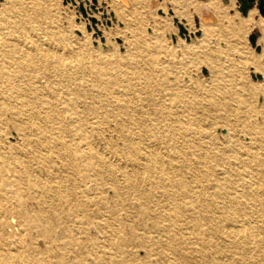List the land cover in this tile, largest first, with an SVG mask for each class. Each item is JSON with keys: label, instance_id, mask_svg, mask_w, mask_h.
I'll use <instances>...</instances> for the list:
<instances>
[{"label": "bare ground", "instance_id": "obj_1", "mask_svg": "<svg viewBox=\"0 0 264 264\" xmlns=\"http://www.w3.org/2000/svg\"><path fill=\"white\" fill-rule=\"evenodd\" d=\"M35 17L37 21L34 20ZM39 18L42 16L39 13L36 15L34 1L1 0L0 2V132L6 133L4 130L5 122L2 117L3 111H12L13 116H16L20 121L23 115H26L25 121L31 125L23 127L13 124L10 126L13 142L6 141L5 149L11 156L0 150V167L9 160L20 163L19 159L23 156L22 152L31 146L33 150L36 147V152L45 151L41 155L35 156L33 154L37 161L40 159L42 163L50 164L54 162V157H59L61 160L67 158L68 163L73 165L74 172L87 170L85 164L82 163L83 155L79 153L78 147L74 148L75 156L73 157L70 151L64 149L65 141L59 132L51 135L47 129L32 126L33 123L38 125L45 121L49 110L57 107L61 116V121L57 124H61L63 121L71 124L70 132L73 134L80 133V130L88 127L86 137L90 141L98 140L100 143L108 144L109 148L96 150L97 166H91L93 167L92 176L96 180L90 179L95 180L94 182L102 181L103 166L105 163L108 165L110 172L108 174L106 170L107 179L110 182L108 192H110L109 199L112 202L108 206L111 209L110 213L117 221L119 218L129 219L131 224H124L122 228H117L114 222L115 227L112 228V231L110 230L111 233L106 231L111 227L110 222L106 215L99 211L106 199L90 198L92 200L91 205L99 206L92 208L87 203L88 201L83 198L86 196V190L79 188V184L73 185L70 191L63 190V216L56 214V208H50V211L45 209L43 202L35 194L36 189L34 188L39 186L37 183L30 185L34 194L27 196V200L21 201L14 194L18 186L16 177H7V174L4 175L0 170V187L4 186L11 193L8 196L0 194V264H12L17 261V244L31 250V259L30 261L27 259L29 264H38L44 260L34 256L33 240H41L44 249H50L56 245L59 238L63 239L62 243L65 242L63 246L75 249L81 256V251H85L88 246L87 243H91L93 249L95 247L94 254L99 253L100 247L102 251L105 248L106 251L113 249L114 255H99L101 260H93V264L106 262V260L113 264L120 262V259L116 260L114 257H117L118 254L121 257L122 252L129 245H133L134 248L137 247L142 255L136 253L134 258H130L128 264H167V260L169 261L168 264H202V260L205 259H210V264H218L216 259L218 257L213 256L214 253L228 256L229 261H224L223 264H264L262 262L264 258L253 260V254L264 256V125L238 126L229 123L222 125L226 129L225 138H227L226 142H223V153L226 151L231 152V154L235 151L237 153L233 139L237 138L236 135L245 136L249 140L248 145L238 149V152L245 151L244 153L251 157V160L257 161L260 167L256 173L261 176L257 183H253L250 180L253 174L251 171L246 168L238 171L231 166L225 172L230 170L236 177L239 175L238 181L234 182L233 179H225L224 177L221 182H218L215 178L209 177L211 167L208 164L214 157V153L211 151L212 146L215 147L211 142L213 139L207 129L200 126L195 127L196 125L192 123V121L201 122V116L196 118L187 115L186 119L181 120L180 116L176 114L177 111L179 113L188 111L189 104L171 103L175 107L174 114L168 113L163 107L161 108V105H154L157 107L156 112L160 108L163 110H160L161 119H154L146 116L145 107H143L147 106V101L150 100L149 93H146L145 97H141L145 105L138 107L136 99L134 100L128 94V91L133 89L129 82L122 84L121 88H117L121 91L119 93V95L122 94L121 97L113 95V92H109V94L102 92L101 89H105L106 85L101 89L95 85L86 93L98 94L100 107L113 106L116 112L111 115L112 119L97 114H93L91 117L86 116L83 108L94 111L97 110V105L86 103L92 100V97L80 90L79 83L73 82L76 75L72 79V74L75 72L77 74L81 71H87L97 81L102 78L108 80L111 78V81L119 83L125 81L123 79L126 78L127 72L122 69L124 66L133 69L129 71L133 74L131 78L135 77L134 79L141 80L144 84L148 77L146 73L135 70L133 65L135 61L130 55L119 56L113 51L99 56L109 65L108 69L102 70L97 65V57L91 54V50L89 51L86 45L82 48V45L72 44L68 36L55 34L51 30L53 19L47 17L46 21L39 20L38 22ZM259 25L264 37V23L261 22ZM132 39L130 44H133ZM127 41L129 42V39ZM262 43L264 46V41ZM75 58L76 63H74ZM109 69L114 70V75H109ZM210 78L215 81L212 75ZM71 82L74 83L72 86H70ZM53 84L56 85V88ZM56 91L60 93L61 98L55 96ZM222 93L224 94L225 91L219 89V86H212L210 94L217 99L213 101V106L225 103V95L223 96ZM100 95H103V98ZM220 99L223 100L220 101ZM10 108H13L14 111ZM190 110L195 109L191 108ZM133 111L140 113V117L135 120L137 123H146L152 126L162 125L166 128H169L171 123L177 126L175 131L170 132V135L171 139H181L183 140H180L181 143L185 142L183 150L178 151L179 149H177L179 161L174 163L168 153L160 151L157 147L151 148L154 143L145 147L144 145L131 144L132 139L140 136V132H131V124H135L131 122L133 120L130 113ZM36 119L40 123H35ZM110 121H115L114 126H120L119 132L124 133L122 140L118 139V133L114 140H112V135L100 137L98 134L97 128ZM71 133H68V140L74 141L75 137ZM197 134L200 135L197 136L199 138L194 139L193 136ZM170 135L166 134L161 139L164 140ZM144 136L149 142L158 140L157 137L150 134H144ZM54 149H60V152L55 153ZM222 150L217 154L216 159L225 158ZM112 152L123 156L126 162L120 163L111 158L108 160ZM163 155L169 157L167 162H161ZM78 156L81 159H78ZM72 158L78 160L76 164L72 162ZM188 160H193L200 166L192 165ZM246 162L244 161L245 166L247 165ZM229 163H232V160H229ZM53 168V170H59L55 169V166ZM147 169H156L162 175L161 181L150 183L155 189L150 194L144 192L138 208L135 212L132 211L133 214L126 208L122 209L123 215L121 212L118 214L121 205H124L125 202L123 196L125 193L121 192L122 189L126 188L139 192L138 190L143 187L142 178ZM204 169L207 170L204 177L196 178L197 171L204 172ZM174 170L177 173L176 176L170 175L169 172ZM115 172L126 177L127 184L119 185L117 177L114 175ZM186 173L190 175L188 180L185 177ZM137 177H141V179ZM147 179H144V183ZM189 183L195 190L194 199L192 196L189 197L187 190ZM204 185L210 188L208 196L205 194ZM155 190L164 199L172 198L175 205L172 212L169 206H161L160 218L157 221L153 220V212L148 209ZM78 193L81 194L82 198L73 199V194L78 196ZM186 197L192 198V201H188V204L187 202L183 204V201L179 202V198L183 200ZM218 198H221L220 206L217 204ZM72 199L75 201L72 202ZM11 205L17 209V216H11V212H13L10 209ZM27 205H36V210L32 209V212H25L24 208ZM21 208L22 210H20ZM128 208L131 209L129 206ZM60 221L63 223L61 226L58 224ZM16 224L19 226L17 229L14 228ZM89 224L95 226V234L92 237L89 236L90 231L85 229V226ZM16 230L19 231L18 235H16ZM126 231L133 234L132 240L129 242L125 238ZM101 232L106 233L109 241H119L120 243L114 248L110 246L112 243L108 246H105V243L101 246L97 245L95 237ZM20 238L21 240H19ZM77 246L79 247L77 248ZM54 249L59 248L54 247ZM235 255L238 258H234ZM123 262L127 264L126 259Z\"/></svg>", "mask_w": 264, "mask_h": 264}, {"label": "rangeland", "instance_id": "obj_2", "mask_svg": "<svg viewBox=\"0 0 264 264\" xmlns=\"http://www.w3.org/2000/svg\"><path fill=\"white\" fill-rule=\"evenodd\" d=\"M28 1H34L36 15L39 13L42 16V18L38 19V22L39 20L46 21L47 17L53 19V28L51 30L57 35L63 34L68 36L72 44L77 43L76 45H82V48L86 45L89 51L91 50V54L97 57V65L102 70L108 69L109 65H107L106 61L100 59L99 56L104 55L106 52L113 51L119 56L126 54L130 55L135 61L133 64L135 70L146 73L148 80L145 84L141 80L134 79L135 77L131 78L133 74L129 71L133 69L124 66L122 69H125L127 72L126 78L123 79L125 81L119 83L111 81V78H109V80L107 78H102L97 81L92 77L91 73L89 74L87 71H81L77 74L75 72L72 74V79H74L76 75L75 81L73 80V82L79 83L80 90L83 91L84 94H88L92 97V100L87 98V100L90 101L86 103L97 105V110L94 111L86 110L84 107L83 110H85L84 114L86 116L91 117L93 114H97L99 116L103 115L107 117V119H112L111 115L116 112L113 106H108L107 108L100 107L98 94L86 93L95 85L100 89L106 85L105 89H101L102 92L106 94L113 92V95L118 96L121 91L117 90V88H121L122 84H127L129 82V85H131L133 89L129 90L128 94L134 100L136 99L138 107L145 105L141 97H145V94L149 93L150 100L147 101V106L143 107H145L146 116L153 117L154 119H161L162 113L160 110L162 107L168 111V113L174 114L175 107H173L171 103L183 102V104H189L190 107H188V111L182 113L177 111L176 114L180 116L181 120L186 119L187 115L196 118L200 115L202 121H192V123L196 125L195 127L200 126L201 128L207 129L208 133H210L213 139L211 142H213L215 147L212 146L211 149L212 153H214V157L208 164L211 167L209 177L215 178L218 182H221L224 177L225 179H233L234 182L238 181L239 175L236 177L230 170L225 172L226 169L233 166L238 171H242L243 168L248 169V171L253 173L250 180L253 183L259 181L261 175L256 173V170L260 167L257 161L251 160V157H248L244 153L245 151L238 152V149L248 145L249 140L245 136L236 135L237 138L233 139L237 153L235 151L231 154V152H227L226 149V152L223 153L222 150L223 142H226L227 139L225 138L226 129L222 126L225 125V123L238 126L264 125V46L262 43L264 37L259 25L261 22L264 23V16L260 15L256 3L245 15H243L239 10L240 3L238 0ZM34 20L37 21V18L35 17ZM182 27L183 30L181 29ZM251 35H255L254 44L250 41ZM127 39H129V42ZM131 39L133 44H130ZM256 46H259V49H256ZM74 63H76V58ZM108 71L110 72L109 75H114L115 73L113 69H109ZM258 74L260 76H258ZM211 75L215 81L211 80ZM73 82H71L70 86L74 84ZM53 86L56 88L55 84H53ZM212 86H219V89L225 91L224 94L222 93L223 96L225 95V103L213 106V101L217 99L210 94ZM61 88L64 89V87ZM55 93L56 97L61 98L59 92L56 91ZM121 96L122 94L119 95V97ZM101 98H103V95ZM222 100L223 99H220V101ZM154 105H161V108L156 112L157 107H154ZM166 106L168 108H165ZM191 108L195 110H190ZM10 109L14 111L13 108ZM130 115L133 120L131 122L135 123L131 124V132H140V136L132 139L131 144L144 145L145 147L154 143L151 148L157 147L160 151L168 153L174 163L179 161L180 158H178L179 154L177 149H179L178 151L183 150L185 142L181 143V141H183L181 139V141L171 139L170 132L175 131L177 127L174 123H171L169 128L162 125L152 126L151 124L135 122V120L140 117L138 111H133ZM2 117L4 118V130L6 133L0 132V150L6 155L11 156L5 149V146H7L6 141L13 142L11 139L13 133L10 126L14 124L16 126L26 127L30 124L25 121L26 115H23L20 121L16 116H13L10 110L6 112L3 111ZM59 121H61L60 111L56 107L49 110L48 117L45 121L40 123L38 119H36L35 123L40 124L34 125L32 122V126L35 128L39 126L40 129H47L51 135L59 132L63 141H65L64 149L68 152L70 151L73 157L75 156L73 152L74 148L78 147L79 153L83 155L82 163L85 164L87 170H80L78 173H76V171L74 172L73 165L68 163L67 158L61 160L59 157H54V162L50 164L46 162L42 163L40 159L37 161L34 159L33 154L37 156V154L41 155L45 151L41 153L36 152V147H34L33 150L30 146L26 151L22 152L23 156L20 155V163H14L9 160V162H5L3 166L0 167L1 173L4 175L6 173L7 177H16L18 186L14 194L18 196L21 201L27 200V196L34 194L32 193L33 190L30 185H32V183H37L39 186L34 188L36 189L35 194L38 199L43 202L45 209L49 210L50 208H56V214L63 216L64 205L62 201V192L63 190L70 191L73 185L79 184V188H84L86 190V196L83 198L88 201L87 203L90 204L92 208H96L98 205H91L92 200L90 198L100 197L101 199H106L105 204H103L102 208L99 210L102 214L104 213L103 215H106L110 222L111 227L109 226L110 228L106 229V231H112V228L115 227L113 225L114 222L117 228H122L124 224L130 225L131 220L119 218L117 221L110 213L111 209L108 206L109 203L111 204L112 202L109 199L110 192H108V188L110 187V182L107 179V171L108 174L110 173L108 165L105 163L103 166L102 181L95 176L99 181L94 182L96 179L92 176L93 167L91 166H97L98 157L95 154L97 153L96 150L105 149L106 147L109 148L108 144L100 143L98 140L93 142L90 141L89 138L86 137L88 135V127L83 128L82 131L80 130V133L73 134L70 132L71 124H67L64 121L61 124H57ZM114 125L115 121H110L97 128L100 137L112 135V140H114L115 135L118 133V139L122 140L124 133L119 132L120 126ZM177 125H179V123H177ZM68 133L73 134L75 137L74 141L68 140ZM144 134H150L157 137L158 140H156V142H149L144 138ZM166 134L170 136L164 140L161 139L162 136ZM197 136L200 135L197 134L193 136V138L198 139L199 137ZM6 137L8 138L6 139ZM40 143L44 144L42 142ZM221 150L225 158L216 159L217 154L220 153ZM54 152H60V149H54ZM114 153L115 152H112L111 154L114 157L110 155L108 160L111 158L120 163L126 162L123 156ZM169 157L163 155L161 162H167ZM78 159H81V157L78 156ZM229 160H232V163H229ZM76 161H78L76 158H72L73 163L76 164ZM244 161H247L246 166L244 165ZM188 162L192 165L200 166V164H197L193 160H188ZM54 166L56 167L55 169L59 170H53ZM128 168L127 166V169ZM205 172H207L205 169L204 172L197 171L195 177L198 179L203 178ZM169 174L176 176L177 173L174 170L170 171ZM114 175L117 177L119 185L122 186L123 184H127V178L122 176L119 172H115ZM188 176L190 175L186 173L185 177L187 180ZM161 177L162 175H160L156 169H147L142 178L143 183L141 184L143 187L138 190L139 192L130 189L127 190L126 188H123V191L120 190L125 193L123 195L125 202L124 205H121L118 214L121 212L123 215L122 209L125 208L133 214L136 208H138L139 202L144 196V192L145 194H150L155 189L150 183L161 181ZM90 178H94L95 180H91ZM137 178L141 179V177ZM145 178L148 179L144 183ZM196 178L194 179L195 183ZM204 187L205 194L208 196L210 188L207 185H204ZM187 190L189 197L192 196L193 198L195 190L191 186V183H189V185L187 184ZM78 191L80 190L78 189ZM168 192L171 193L170 191ZM0 194H6L8 196L11 193L8 192L4 186H1ZM189 197L183 200L179 198L178 200L179 202L183 201V204L185 202L188 204V201H192V198L189 199ZM72 198L80 199L82 196L78 193V196L73 194ZM73 199L72 202L75 201ZM217 204L219 206L221 205V198H218ZM164 205L169 206L171 212L175 209L172 198L164 199L160 193L155 190L148 206V209L153 212V220H159L160 207ZM128 206L131 209H129ZM10 209L13 211L11 212V216H17V209H15V206L11 205ZM32 209L36 210V205H27L24 208L25 212H32ZM20 210H22V208ZM58 224L61 226L63 223L60 221ZM17 226L18 224H16L14 228L17 229L19 227ZM94 227L95 226L92 224L85 226L86 231H90V237L95 234ZM18 233L19 231L16 230V235H18ZM106 236V233H99L98 236L95 237L96 244L101 246L105 243V246H108L112 243L110 246L114 248L120 243L119 241H109ZM132 236L133 234L131 232H125L127 242L132 240ZM19 240H21V238ZM62 240L63 239L60 238L57 239L56 245L54 246L59 249H54V247L44 249L41 240H33L34 256L41 257L44 260L38 264H45L47 262L50 264H93V260H101L99 255H114L113 249L106 251L105 248L102 251L101 247L99 253L94 254L95 247L93 249L91 243H87L88 246L85 251H81V256L75 249L63 246L65 242L62 243ZM17 245V261L12 264H29L28 260L30 261L32 256L31 250L19 244ZM78 247L79 246H77V248ZM136 253L137 255H142V252L139 251L137 247L134 248L133 245H129L128 248L122 252L121 257L119 254L117 257H114L116 260H121L114 264H124L123 261L125 259L128 264L130 258H134ZM213 256L218 257L216 258L218 264L229 261L228 256L225 254L214 253ZM234 258H238V256L235 255ZM256 258H264V256L253 254V260H256ZM230 259L233 262L232 257ZM168 262L167 260L166 263L168 264ZM262 262L264 263V259ZM201 263L210 264V259L202 260ZM99 264L113 263H108L106 260V262H101Z\"/></svg>", "mask_w": 264, "mask_h": 264}, {"label": "water", "instance_id": "obj_3", "mask_svg": "<svg viewBox=\"0 0 264 264\" xmlns=\"http://www.w3.org/2000/svg\"><path fill=\"white\" fill-rule=\"evenodd\" d=\"M240 3L239 10L245 15L247 11L257 4V8L259 10L260 15L264 16V0H238ZM183 30V27L181 28ZM255 35L250 36V41L252 44L255 43ZM256 49H259V46H256ZM258 76H260L258 74Z\"/></svg>", "mask_w": 264, "mask_h": 264}]
</instances>
